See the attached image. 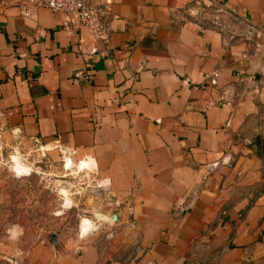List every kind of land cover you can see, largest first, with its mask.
<instances>
[{
    "label": "crops",
    "instance_id": "1",
    "mask_svg": "<svg viewBox=\"0 0 264 264\" xmlns=\"http://www.w3.org/2000/svg\"><path fill=\"white\" fill-rule=\"evenodd\" d=\"M91 1L107 39L0 6V127L117 214L53 264H232L264 246V0Z\"/></svg>",
    "mask_w": 264,
    "mask_h": 264
},
{
    "label": "rangeland",
    "instance_id": "2",
    "mask_svg": "<svg viewBox=\"0 0 264 264\" xmlns=\"http://www.w3.org/2000/svg\"><path fill=\"white\" fill-rule=\"evenodd\" d=\"M6 130L0 127V264H53L59 252L77 250L97 232L99 227L81 236L84 217L97 222L96 205L92 199L86 203L81 178L66 175L67 168L72 174L70 165L62 167L37 142ZM242 256L232 264H264V246L250 247Z\"/></svg>",
    "mask_w": 264,
    "mask_h": 264
},
{
    "label": "built area",
    "instance_id": "3",
    "mask_svg": "<svg viewBox=\"0 0 264 264\" xmlns=\"http://www.w3.org/2000/svg\"><path fill=\"white\" fill-rule=\"evenodd\" d=\"M7 5L19 6L26 16H33L37 9L41 7L68 12L76 21H79L88 29L94 39L104 40L108 38L105 18L110 11L107 7L97 5L91 0H0L1 7ZM211 9L212 6L206 3L201 8H189L191 15L197 17L205 15ZM215 11L222 13L223 9L218 7ZM218 19L219 15H216L215 20ZM96 52V48L92 50V53ZM72 152L75 153V150Z\"/></svg>",
    "mask_w": 264,
    "mask_h": 264
},
{
    "label": "bare ground",
    "instance_id": "4",
    "mask_svg": "<svg viewBox=\"0 0 264 264\" xmlns=\"http://www.w3.org/2000/svg\"><path fill=\"white\" fill-rule=\"evenodd\" d=\"M13 161V160H12ZM17 163V162H16ZM18 163L20 164V168L22 169V171H28V166L23 164L22 162L18 161ZM18 170V169H17ZM21 171V172H22ZM18 172V171H17ZM61 181V180H60ZM60 187V186H59ZM63 192H67V189H62ZM72 194V193H71ZM104 216L98 212H96V218H97V222L90 220L89 218H83L82 222H81V236L85 237L87 235H89L90 233H92L93 231H95L98 227H99V221L103 218ZM88 221L87 224H85L84 222ZM85 229H87V231H84ZM82 232H84V234L82 235Z\"/></svg>",
    "mask_w": 264,
    "mask_h": 264
},
{
    "label": "water",
    "instance_id": "5",
    "mask_svg": "<svg viewBox=\"0 0 264 264\" xmlns=\"http://www.w3.org/2000/svg\"><path fill=\"white\" fill-rule=\"evenodd\" d=\"M64 181V180H63ZM98 213L104 215V216H107L109 218V222H115L117 221V214H113V215H109L103 211H98Z\"/></svg>",
    "mask_w": 264,
    "mask_h": 264
},
{
    "label": "clouds",
    "instance_id": "6",
    "mask_svg": "<svg viewBox=\"0 0 264 264\" xmlns=\"http://www.w3.org/2000/svg\"><path fill=\"white\" fill-rule=\"evenodd\" d=\"M85 224H87L88 223V221H85L84 222ZM18 227V226H17ZM84 231H87V229H85ZM84 234V232H82V235Z\"/></svg>",
    "mask_w": 264,
    "mask_h": 264
}]
</instances>
